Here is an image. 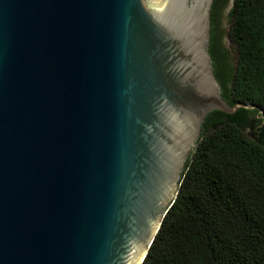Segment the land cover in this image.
<instances>
[{
	"label": "water",
	"instance_id": "obj_1",
	"mask_svg": "<svg viewBox=\"0 0 264 264\" xmlns=\"http://www.w3.org/2000/svg\"><path fill=\"white\" fill-rule=\"evenodd\" d=\"M214 0H0V264H141L205 116L233 113Z\"/></svg>",
	"mask_w": 264,
	"mask_h": 264
},
{
	"label": "trees",
	"instance_id": "obj_2",
	"mask_svg": "<svg viewBox=\"0 0 264 264\" xmlns=\"http://www.w3.org/2000/svg\"><path fill=\"white\" fill-rule=\"evenodd\" d=\"M231 2V67L212 54L214 26ZM233 113L210 111L177 197L141 264H264V0H214L209 47ZM224 63V65H223Z\"/></svg>",
	"mask_w": 264,
	"mask_h": 264
},
{
	"label": "rangeland",
	"instance_id": "obj_3",
	"mask_svg": "<svg viewBox=\"0 0 264 264\" xmlns=\"http://www.w3.org/2000/svg\"><path fill=\"white\" fill-rule=\"evenodd\" d=\"M230 6H231V2L227 3V5L224 8H222L218 18V27L222 35V41L228 56L229 65L231 67H234L237 53H236V45L231 41L229 37V27L231 24V19H230L231 17L229 12Z\"/></svg>",
	"mask_w": 264,
	"mask_h": 264
},
{
	"label": "flooded vegetation",
	"instance_id": "obj_4",
	"mask_svg": "<svg viewBox=\"0 0 264 264\" xmlns=\"http://www.w3.org/2000/svg\"><path fill=\"white\" fill-rule=\"evenodd\" d=\"M223 51H224V45H223L222 35L220 33V30L218 27V20H217L215 22V26H214V39L212 42V54L214 57L219 59L222 57ZM223 65H224V63H223Z\"/></svg>",
	"mask_w": 264,
	"mask_h": 264
}]
</instances>
